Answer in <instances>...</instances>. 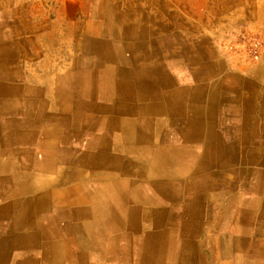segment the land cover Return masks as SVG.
<instances>
[{
  "label": "crops",
  "instance_id": "obj_1",
  "mask_svg": "<svg viewBox=\"0 0 264 264\" xmlns=\"http://www.w3.org/2000/svg\"><path fill=\"white\" fill-rule=\"evenodd\" d=\"M12 2L0 0V87L7 86L5 95L0 93V138L16 134V140L0 144V164L11 165L3 177L6 184L0 182V230L15 228L11 219L20 210L15 199L33 195L25 183L33 188L42 181L35 186L53 202L35 219L60 212L56 222L65 223L67 232L61 240H48L59 253L41 254L37 247L45 240H27L32 245L28 255L0 257V264L151 260L155 257L139 253L145 240H128L123 234L130 230L129 217L137 234L153 230L144 217L162 208L159 204L181 213L195 204L202 214L209 211V216H197V228L203 239L213 236L214 244L220 239L221 245L236 226L252 223L243 211L250 203L253 212L255 200L262 199L256 210L264 213V190L242 188L243 181L251 187L252 176L242 179L230 172L243 163L231 150L261 147L264 153V127L252 126L254 119L264 121L261 53L252 59L229 58L211 42L210 31L190 27L173 31L170 44L128 34L122 45H110L102 37L105 45L99 37L83 35L81 26L68 25L65 16L52 20L44 13L21 11ZM240 122L250 126L244 129ZM33 132L38 136L31 142L19 139ZM202 162L206 171L196 174L194 167ZM254 162L261 167L264 157ZM14 168L30 173L14 175ZM15 186L30 192L11 190ZM243 197L240 213L238 206L227 208V201L240 198L244 203ZM207 204L212 205L208 210ZM232 214H239V224ZM260 220L251 224L255 240H264ZM33 227L25 228L31 232ZM242 235L250 258L264 255L263 241L252 243ZM194 237L192 232L172 240V256L179 264L193 263L187 257L194 244L210 258L209 243ZM130 243L137 252H125ZM222 260L218 262L224 264Z\"/></svg>",
  "mask_w": 264,
  "mask_h": 264
},
{
  "label": "bare ground",
  "instance_id": "obj_2",
  "mask_svg": "<svg viewBox=\"0 0 264 264\" xmlns=\"http://www.w3.org/2000/svg\"><path fill=\"white\" fill-rule=\"evenodd\" d=\"M94 10L95 11L92 12L89 15L91 17V20L89 21L88 25L85 28L86 29V33L89 34V35L92 34V33L104 34V36L107 37L104 40H106V39L110 40V38H112L110 36L117 35V38H114V39L118 40L119 42L118 43H110V41H109L110 45H122V43L120 41L124 37L128 36V34H131V35L135 34V35L142 36V37L146 36V38L148 39L149 42L152 41V40H150L151 38L152 39L155 38L153 40H156V42L160 41V42H162V44L164 43L162 41L163 36L162 37L152 36L154 31L152 29H150L149 27L147 28V27L143 26V24L141 23L142 20L140 21V19H142V17H143V14L142 15L139 14L141 16H136L135 18L133 16L134 19L131 20L129 15L127 13H125L124 15L122 14L120 18H118L119 22L116 21L114 18H111V19L108 18L111 21V24L114 23V25H111L110 23L106 24V23H104L103 21L100 20V16H102V13H100V12H102L100 7L95 8ZM149 20H151V19H149ZM116 22H118V23L115 24ZM260 33H261V31H260ZM262 34H263V32H262ZM173 38H175V35H171L170 34V36L168 38V43H171ZM139 39H140V37H139ZM99 40H101V41H99L101 44H105L106 45V42H103L102 38H99ZM131 46H133V45H131ZM127 48H129V47H127ZM151 50L153 51V49H151ZM262 55L263 56L258 60V62L264 61V48H263ZM143 59L144 58H142V60ZM122 61H124V60H122ZM121 65H122V62H121ZM258 65L260 66L261 64L258 63ZM141 67H142V65H141ZM55 75H57V74H55ZM5 76H6V74H5ZM248 76H250V75H248ZM255 76H257V75H255ZM258 76H259L260 79L262 78V74H259ZM20 81H21V79H20ZM5 85L0 87V93H4V95H5L6 91H7V89H6L7 86H5ZM31 90H32V87H31ZM9 91H10V89H9ZM232 103H233V101H232ZM263 120H264V117H263ZM238 124L242 125L244 129H246L247 126H250V125H248L249 123L247 124L246 122H243V123L240 122ZM252 126L264 127V121H261L260 119H258V120L254 119ZM262 132L264 133V131H262ZM15 136H16V134L13 133V134H10L8 137L4 136V138L3 137L0 138V144H5V143H8V142H11L12 138L15 139ZM37 136H38V134L36 132H33L31 134H28L27 136H22L19 139L21 141L25 142V143H29ZM239 139L241 140V142L243 141L244 144L248 143V140H246V138L244 139L242 137V138H239ZM231 151L233 153H235V155H237L234 158L238 159L240 157L239 160L241 159V161H243V163L236 165V167L233 166L232 170L230 172H232L233 175H238L242 179L246 178L248 176V174H250L252 176L251 177L252 181H254V183L251 182V187L249 185H247V183L245 181H243L242 188L245 186L244 189H249V190L253 189L252 191H257L259 189L260 190H264V180L262 179V178H264V164H263V166L259 167L258 165L255 164V162L253 163V161H257L259 159H263V157H264V153L262 152L263 149L261 147H254L252 149H248V148L244 149V148L239 147L238 149H233ZM18 155L19 154H17V156ZM202 164H203V162L200 163L199 165L197 164L194 167V172L196 174H198V173L202 174V172L206 171V170L202 169V167H204V165L206 166V164L205 163L203 165ZM10 166L11 165L8 164V163L0 164V177H2V181L0 179V182H2L3 185L6 184L5 183L6 180L3 179V177L5 175H7L8 168ZM222 166L224 167V164ZM12 173L14 175H18L20 173L21 174L24 173L25 175H29L30 171L28 169H26V168H24L22 171L18 170V168H14ZM221 173H223V172H221ZM221 173H216L215 175H221ZM203 178H205V177L202 176L201 179L204 180ZM26 182H29V181H26ZM199 182L202 183L201 180ZM207 182L209 184H212V182H209V181H207ZM36 184H38L39 186H42L43 183H42V181L41 182L37 181ZM35 185L32 188L31 185H29L28 183H25V186H27L28 188L32 189L31 194H33V195L31 196L29 194L30 195V196L28 195L29 197H24L22 199L21 198H16L15 201H14V204H16V206H18V208L20 209L18 211L17 215L15 216V218L11 219V221H13V224H14L16 230H15V228H14V230H11V231L10 230L9 231L4 230V232H2L0 230V232H1V237H0V257H7V258H10L12 260H15V257H17V256L20 257L21 255L25 257L26 255H28L31 252V248H32L31 243H28L27 240H41V241L45 240L44 242L40 243L39 246L37 247L38 248L37 249L38 252H40L41 254L44 253V254L48 255L51 252L52 253L53 252L54 253H59L60 252V248L59 247L52 249L54 245H50V242H48V240H61L64 237L65 233L67 232V230L64 228V226H62L65 223L56 222V219L58 217H62V213L56 212V213L46 214V215L42 216L39 219L38 218L35 219V217H38L37 214H39V213L40 214H45V212L48 209H50V206H52V202H53L52 201L53 198L50 197V194H48V192L44 193L42 190L39 189V187H36ZM232 186L233 185H231V187ZM15 187H10V188H11V190H13L15 192L18 189H19V191H22L24 193L25 192H30L28 189L23 191L22 188H20V187H16L15 188ZM44 187H46V185ZM150 198L151 197H148L147 199L150 200ZM239 199H238V201H239ZM242 200H243L244 203H240L238 201L237 202H235V201H227V208L229 209V207H231V206H232V208L234 206H238V208H239L238 209V213H240V210L242 209L243 205H246L245 197H243ZM257 200L258 199L255 200L256 202L254 203V208H253L254 211L253 212L251 211L252 210L251 203L249 205V208H247V209L244 208V210H243V211H246L247 213H249V216L251 215V222L252 223H254V222L258 221V220L261 221L260 219H262L263 222H264V213L262 214L261 212H258L256 210L257 205L260 204V206H261V204H263L262 203L263 200L261 199V203H260V200H258V201ZM156 201L158 203H160V200H158V198H156ZM170 204L173 205V208L175 207V205H174L175 203H169V205ZM164 205L159 204L158 206L162 207V208H158V209H154L152 211H149V212L146 213V215L144 217L145 221L149 225L154 226L153 230H150L149 227H148V229L142 230L140 234H137L138 233V228H133L132 221L130 220L131 219L130 217H129V220L127 221L128 225L130 227V230L129 229L126 230L124 232L123 236L125 238L128 237V240H135L137 238H140L141 240H145L143 245L140 246L139 253H146L148 255H151V256L155 257V258H153L151 260L148 259L145 262H143V260H141L142 259L141 258V259H139L137 264H179L181 261L179 259H176L175 255L172 256L173 249H174V244H173L172 240H178L179 236L180 237L187 236L188 234H190L192 232L195 234L194 239H196V240H206V242L209 243L211 250L213 249L212 253H210L211 254L210 258L208 259V256L206 254H204L202 252H198V250L196 249L197 245L194 244V246H190L191 247V251H192L193 247H194L193 248L194 250L192 251V255H190V257H187V259L192 258V262H193L192 264H220V262H218V260L221 257H225V259H226V261L222 260L224 262V264H264V255L263 256H259L258 258L255 257V259H252V258L249 257V255H248V253H247V251L245 249V244H246L245 241H244L245 239L241 238V236H243L242 234L246 233L247 241H250L252 243H255L256 241H258V242H262L263 241L264 242V240H255L254 239L256 237V235H254L255 230H254V227L251 225L252 223H250L249 225L243 226L242 228L236 226L232 230L234 232V234L232 236H228L227 235L225 237V239L222 240V242H223L222 245L219 244V242H218V240H220V239H216L217 240L216 241L217 244L216 243L214 244L215 238L213 236L203 239L202 235H201V233H202L201 230L197 228V223H198L197 216L201 215L200 218L209 216V214H210L209 211H206L205 213L202 214L200 212V210H196L195 209V207L198 206L197 204H195L192 208H190L191 210H189L188 212L185 211V212L181 213V212H177L176 210L169 209L170 207L167 208ZM210 206H212V205L211 204H207V210H208V208H210ZM171 210H173V211H171ZM229 213H230V211H229ZM232 215L234 216L233 218H231L232 221L235 224H239V222H238L239 214H237V215L232 214ZM183 216H185V217H183ZM193 217H195V218L193 219ZM244 217H245V215H244ZM244 217H242V218H244ZM49 223H50V225H48ZM27 224H32L34 226L31 232H29L30 230H28V229L26 230L25 227L27 226ZM128 225H126V226L128 227ZM189 229H192V231H190ZM11 240H15L16 243L12 245V243H11L12 241ZM183 240H185V237L183 238ZM120 241H121V239H120ZM220 245L222 246L221 249L223 248L222 251L220 249H218V246H220ZM136 249H138V248H135V244L133 245V243H130V244H128L126 246V248L124 250H125L126 253H128L129 251L137 252ZM214 249L216 251H214ZM77 254L79 255V253H77ZM145 257L147 258V256H145ZM60 258H62V256ZM79 258H80V256H79ZM183 259L185 260V258H183ZM25 261L26 262H24V260H23L22 262H19V264H31V263H28L26 259H25ZM35 262H37V261H35ZM82 262H84V261H82ZM187 263H189V262H187ZM16 264H18V262H16Z\"/></svg>",
  "mask_w": 264,
  "mask_h": 264
},
{
  "label": "rangeland",
  "instance_id": "obj_3",
  "mask_svg": "<svg viewBox=\"0 0 264 264\" xmlns=\"http://www.w3.org/2000/svg\"><path fill=\"white\" fill-rule=\"evenodd\" d=\"M12 1L21 11L44 13L50 15L52 20L57 18L62 20L65 16L68 25L76 24L78 29L81 26L83 35H87L85 28L91 20L89 15L95 8L100 7L102 11L100 20L106 24H111L109 20L111 18L118 21L125 13L131 20L143 14L141 23L152 29L157 36L162 35L163 45L170 44L168 38L173 31L190 27L196 32L202 29L210 31L211 42L219 45L220 50L229 58L232 56L243 59L257 58L260 53L262 55L264 48V0ZM90 35L107 38L104 34ZM110 37H112L110 43L119 42L114 39L117 35Z\"/></svg>",
  "mask_w": 264,
  "mask_h": 264
}]
</instances>
